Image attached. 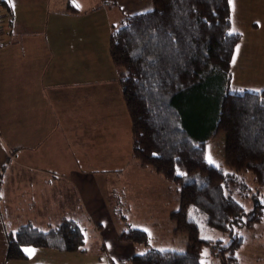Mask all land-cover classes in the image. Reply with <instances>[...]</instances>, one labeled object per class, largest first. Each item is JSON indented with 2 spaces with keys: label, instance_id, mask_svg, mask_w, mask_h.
<instances>
[{
  "label": "crops",
  "instance_id": "obj_1",
  "mask_svg": "<svg viewBox=\"0 0 264 264\" xmlns=\"http://www.w3.org/2000/svg\"><path fill=\"white\" fill-rule=\"evenodd\" d=\"M13 2L14 9L0 0V264H64L76 254L78 249L27 245L37 250L36 261L7 259V234L27 224L45 231L72 220L83 237L105 239L103 249L107 241L110 249L124 248L131 240H121L123 231L146 229L130 217L138 212L130 207L135 201L127 198L128 187L124 191L126 176L147 193L161 180L132 156L131 120L119 82L123 70L112 63L108 42L113 27L152 8V0ZM260 27L264 37V24L254 30ZM237 33L236 63L245 39ZM254 60L258 65L249 64L248 71L264 90V56ZM156 198L147 194L136 202L148 207ZM175 207L162 229L175 232L169 216ZM163 220L155 215L149 223Z\"/></svg>",
  "mask_w": 264,
  "mask_h": 264
},
{
  "label": "trees",
  "instance_id": "obj_2",
  "mask_svg": "<svg viewBox=\"0 0 264 264\" xmlns=\"http://www.w3.org/2000/svg\"><path fill=\"white\" fill-rule=\"evenodd\" d=\"M152 3L155 12L127 15L112 28L108 49L112 63L123 70L119 82L131 120L132 156L179 185V207L169 216L175 232L186 234L187 245L183 255L150 248L145 256L134 254L131 263L199 264L207 245L222 264H235L241 244L235 233L251 228L263 214L256 210L264 200V90L228 89L240 35H228L227 0ZM219 132L225 134L227 177L223 168L204 160L205 143ZM177 166L187 177L176 175ZM236 201L244 207L252 201L253 206L245 212ZM191 206L205 213L208 226L228 236L226 247L220 238L201 239L198 224L189 218ZM15 232L6 236L7 259L25 258L21 249L27 245L74 251L84 239L72 220L45 231L27 224ZM120 237L144 244L149 240L139 228Z\"/></svg>",
  "mask_w": 264,
  "mask_h": 264
},
{
  "label": "rangeland",
  "instance_id": "obj_3",
  "mask_svg": "<svg viewBox=\"0 0 264 264\" xmlns=\"http://www.w3.org/2000/svg\"><path fill=\"white\" fill-rule=\"evenodd\" d=\"M235 5L236 10L234 16L231 12L232 25L237 31L239 30L243 33L245 39L237 63L235 62V64H233L231 60L230 82L228 89L231 92H234L233 89L240 88L245 90L260 89L262 87H256L257 81H259L260 78L258 76L253 77L251 73L249 74L248 67L249 64H252V67L254 64H257L254 60L257 55H261L262 57L264 56V52L262 51L264 49V37H262L263 27H260L257 31L254 30L257 25L264 24V0H235ZM243 69H245L244 72H242ZM261 86H264V81L261 82ZM224 145L225 134L223 132H219L205 143V154L210 151L213 158L220 164V167L223 168L225 172H228L230 169L224 165ZM144 171L146 174L153 173L149 170ZM158 177H160L161 184H156V187L161 189V194L157 191L158 189H155L156 187H152L155 190L148 193L143 190L138 191L136 186L137 180L132 178L131 175H127L124 180V191L126 187H128L127 198L130 201L131 199L135 201V205L131 203L130 207L131 209L137 207L136 210L133 211L138 212L137 216L130 215V217L137 220L136 224L143 225L144 228L149 230L151 233V237H149V239H151V243H149V240L145 244L130 241V244L126 245L124 248L119 249L117 247H113L110 249L107 241L103 249L101 244L103 240L102 238L97 239L93 236L84 237L83 243L77 250L74 257L69 260L67 259L64 264H132L131 258L134 254L144 252L150 248L183 249L184 251L187 245L186 234L174 232L169 228L162 229L161 226V224L164 225L167 223L166 214L168 210L170 208H174L175 206V208L179 207V185L175 184V182H172L171 180H168L161 174H159ZM162 184L164 185L162 186ZM147 194H152L154 197H160V199L158 198V200L156 198V200L148 207H138L136 201L145 198ZM261 202L263 204L260 203L261 206L257 207L256 212L260 214L263 213L262 217L254 222L251 228H242L235 233V235L240 236L241 240V244L236 253L239 258H237L235 264H264V200L262 199ZM252 206V201L251 203H245L246 209H249ZM189 213H191L189 218L195 220L199 226L200 237L201 235H207L213 237V240L223 238L221 246H224V241H228V236L224 235L221 231L208 226L203 219L205 217V213L202 210L191 206L189 208ZM155 215L156 218L158 216H164L166 221L163 220L159 223V225L149 223L155 219ZM86 227L87 230L90 228L89 225ZM163 227L165 228V226ZM90 230L92 233H97L93 228L89 229V231ZM121 240L124 241V239ZM98 241H100V244ZM217 244L218 243H216V245ZM205 248H207L209 252L207 257L209 264H222L221 257L219 255H213L210 252V247L207 245L203 246L202 251ZM216 249L220 250L219 248ZM61 255H63V259L66 257V253ZM33 258L35 261L37 260L35 257ZM11 261H14V264L24 263V260ZM29 263H32L31 259H29Z\"/></svg>",
  "mask_w": 264,
  "mask_h": 264
},
{
  "label": "snow or ice",
  "instance_id": "obj_4",
  "mask_svg": "<svg viewBox=\"0 0 264 264\" xmlns=\"http://www.w3.org/2000/svg\"><path fill=\"white\" fill-rule=\"evenodd\" d=\"M9 2V6L14 9L15 8V4L13 2V0H8ZM227 5L230 7L231 9V12L234 16L235 14V10H236V5H235V0H227ZM75 7L79 8L80 5L79 4H75ZM195 10V9H193ZM150 12H155V9L154 8H148L146 9L145 11H142V12H139V13H134L135 15H140V16H144V15H147L148 13ZM234 34H238V35H242L241 33H237V30L235 29V27L231 28L229 31H228V35L229 36H232ZM239 49H240V45H237L236 46V53H239ZM236 62V56L234 55L232 57V63L235 64ZM234 92H241L243 93L245 91V89L243 88H240V89H233ZM250 91H254V92H259L260 90L259 89H251ZM196 147H199V145H196ZM153 156H158L159 153L157 152H153L152 153ZM204 160L206 161V163L209 165V166H212V167H215L217 169H220V164L213 158V156L211 155L210 151L208 153H206L204 155ZM176 175L177 176H180V177H187V173L182 171L181 168L179 166L176 167ZM224 175L227 177L230 175V173H227V172H224ZM223 187V186H221ZM224 196L227 198L229 196V193L227 191L224 192ZM236 203L242 208L244 209V211L246 212L247 209L244 207V205L240 204L239 201H236ZM189 215H191V213H189ZM145 232H148V235L149 237H151V233L149 232L148 229H143ZM13 236L16 235V232L14 231L12 233ZM201 239L202 240H206V241H210V242H214L213 240V237L211 236H207V235H201ZM223 239V238H221ZM149 243H151V239H149ZM229 243V241H224V246L226 247L227 244ZM109 247H111V245H109ZM21 251L28 257V258H32L35 253H36V249L33 248V247H23L21 249ZM158 252L160 253H165V252H173V253H177L179 255H183L184 252H183V249H165V248H159L157 249ZM147 253L146 252H140L138 253V255L140 256H145ZM209 255V252H208V249L205 248L201 253H200V256H201V259H200V262L199 264H209V261L207 259ZM237 258H239L238 254H237Z\"/></svg>",
  "mask_w": 264,
  "mask_h": 264
}]
</instances>
